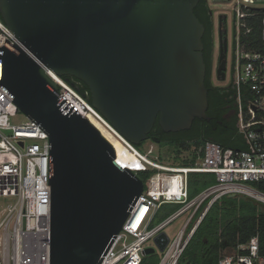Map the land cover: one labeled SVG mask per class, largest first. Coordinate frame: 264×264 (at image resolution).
<instances>
[{"label":"water","instance_id":"water-1","mask_svg":"<svg viewBox=\"0 0 264 264\" xmlns=\"http://www.w3.org/2000/svg\"><path fill=\"white\" fill-rule=\"evenodd\" d=\"M198 2L0 0L14 34L5 44L15 51L0 47V87L49 141V264H99L143 178L124 161L122 143L96 118L81 116L46 70L83 82L90 105L133 145L148 139L156 120L164 132L189 129L194 118L209 119ZM226 50L225 42L221 80ZM153 242L162 252L169 237L160 231Z\"/></svg>","mask_w":264,"mask_h":264},{"label":"built area","instance_id":"built-area-1","mask_svg":"<svg viewBox=\"0 0 264 264\" xmlns=\"http://www.w3.org/2000/svg\"><path fill=\"white\" fill-rule=\"evenodd\" d=\"M256 0H235L233 10V79L238 111V131L246 147L242 151L223 147L206 140L200 162L193 166L163 165L148 158L154 149L149 145L142 153L128 142L79 91L63 76L47 69L49 77L60 86L59 93L81 116L96 118L139 160L146 172L143 189L131 207L121 230L115 235L99 264H140L145 245L179 214L191 209L178 233L169 239L158 264H177L200 221L220 197L233 193L250 195L264 203V191L249 183L259 182L264 189V6ZM258 47L248 41L258 12ZM13 32L0 17V47L14 51L7 44ZM15 52V51H14ZM246 96V99L243 98ZM20 112L12 98L0 87V195H12L15 202L0 215V264H49L50 254V185L49 141L32 119L14 124L11 118ZM22 142V145H20ZM210 172L215 183L192 199L188 196L189 173ZM251 190L259 196L249 193ZM184 204L157 226L150 223L161 205ZM205 206L198 213L199 208ZM264 211V210H263ZM196 216V218H195ZM195 218V219H194ZM194 219V220H193ZM130 242H126L128 238ZM232 254H223L218 264H264V227L247 242L232 247Z\"/></svg>","mask_w":264,"mask_h":264},{"label":"trees","instance_id":"trees-1","mask_svg":"<svg viewBox=\"0 0 264 264\" xmlns=\"http://www.w3.org/2000/svg\"><path fill=\"white\" fill-rule=\"evenodd\" d=\"M202 1H199L197 6L194 8V14L204 24L205 33L202 36L203 57L206 64V74H205V86L208 89V106L206 109V114L209 119L194 118L190 128L187 130H181V132H169L166 133L160 127L158 120H156L151 132L149 133L148 140L151 143H156L159 145L169 144L174 147L175 153L179 154L182 151H188L189 148H193V154L195 157L201 156L203 154V145L206 140L214 141L223 147L229 148H245L246 143L242 134L238 131V111L236 109V115L234 117V127L229 130L228 138L226 142L213 138L211 135V127L213 125H218L220 121L221 124L225 123V113L230 111L232 104L236 103L235 100V90L232 88L230 92H226L222 88L211 87V64H210V38H211V24L207 21V7H200ZM262 13L259 11L257 15L252 18L250 24L253 26L251 33L249 34L248 41H252L253 47H258L259 38V21ZM207 21V22H206ZM209 49V54L207 58V50ZM67 79L69 83L72 80L78 81L79 92L85 93V98L91 103V98L87 86L77 80L72 76H63ZM246 99V96H243ZM204 128V139L196 140L194 142H188L184 140L181 136L183 134L193 133L195 130ZM139 145V144H137ZM136 147V145H134ZM137 148V147H136ZM181 165L193 166L195 165L194 159H183ZM141 175L142 178H146L148 174ZM215 175L210 172H192L189 173L188 181V196L192 199L197 194H199L204 188L215 183ZM258 190H263L262 184L259 182H253ZM228 197L227 195L217 199L208 209L196 230L194 231L192 237L190 238L188 244L180 255L177 264H218L220 258V251L226 247H233L239 242H247L249 238L263 230L264 227V215L259 210V207L252 201H243L237 206V204L232 201L231 204L220 203L222 198ZM229 198H234L229 196ZM168 205L173 209L175 203H166L160 206ZM205 206V203L199 208L198 213ZM158 209V210H159ZM179 209V208H178ZM178 209L173 211L175 213ZM171 213V214H172ZM195 216V218H196ZM167 217L161 220L159 223L164 221ZM194 218V219H195ZM193 219V220H194ZM161 259V255L157 253H150L148 255H143L140 264H158Z\"/></svg>","mask_w":264,"mask_h":264},{"label":"rangeland","instance_id":"rangeland-1","mask_svg":"<svg viewBox=\"0 0 264 264\" xmlns=\"http://www.w3.org/2000/svg\"><path fill=\"white\" fill-rule=\"evenodd\" d=\"M207 1H208L209 6L212 8V10L214 11L215 14L217 13V11H219V12L223 11L226 14L227 20H228V27L230 28L229 40H228L229 41L228 42L229 47H228V53H227L226 79H225V81H219L217 79V77L215 76L214 69H213V72L211 75L212 83L214 85H221L222 86L225 84H229L233 79V62H234L233 53L234 52H233L232 30H233V17H234L233 6L235 3V0H207ZM263 6H264V0H256L255 7H263ZM234 113H235V110L231 109L228 114L232 115ZM28 119L29 118L26 115H24L22 112H18L15 117L11 118V122L14 124H19V123L27 121ZM237 126H238V122H237ZM150 144H152L154 149L151 153L148 154V158L157 162V163L163 164V165H169V166L181 165L183 162V159H185V158L194 159L195 163L200 162V160L202 159L201 156H197V157L194 156L193 148H189L188 151H182L179 154H177V153H175L174 147L170 146L169 144L159 145L156 143H151V141H147V140L142 141L139 145H136V147L142 153H147ZM142 174H144V173H141L140 175H142ZM145 174L147 175V173H145ZM249 185L254 189H258V187L254 183H249ZM227 196L228 197H226V198H222L220 200V203L231 204L232 201H234L237 204V206L239 207L241 202L243 203V201H245V200L249 201L246 199V195L241 194V193H237V196L232 198V199L229 198V196H230L229 194ZM14 202H15L14 196H12V195H8V196L0 195V215H1V212L3 211L4 208L8 207L9 205L13 204ZM182 206H184V204H177V205H175V207L173 209H171V207L168 205L162 206V208L157 211L156 215L152 219L149 226L150 227L157 226L158 224H160L159 222L161 220H163L165 217L168 218L169 216H171L173 214L172 213L173 211H175L178 208L180 209ZM190 213H191V209L179 214L178 216H176L174 219H172L170 222H168L164 226L162 231H164L167 234L169 239H172L178 233V231L183 227V225L186 222V219L188 218ZM131 240H132V238L129 237L126 240V242H130ZM145 245L156 247L153 240H150ZM155 253H157L159 255L162 254L161 252L158 251L157 247H156ZM232 253H233L232 247H226L220 251V256L223 254H232Z\"/></svg>","mask_w":264,"mask_h":264},{"label":"flooded vegetation","instance_id":"flooded-vegetation-1","mask_svg":"<svg viewBox=\"0 0 264 264\" xmlns=\"http://www.w3.org/2000/svg\"><path fill=\"white\" fill-rule=\"evenodd\" d=\"M199 1H202V0H199ZM199 5L202 8L207 7V16H208L207 21L210 22V24H211V35H210L211 36V38H210V42H211V46H210L211 75H212V72L214 69V73L216 76V70H217V67L219 64L220 49L224 45L225 42H226V49H227L226 50V59H227L230 28L228 27L227 16L223 11H220V12L217 11V13L215 14L214 11L212 10V8L209 6L207 0H203V2H201V4H199ZM233 30H234V28H233ZM233 30H232V35H233ZM204 33H205V30H204ZM208 54H209V49L207 50V58H208ZM226 67H227V61H226ZM225 79H226V69H225ZM225 79L224 80L218 79V80L219 81H225ZM210 80H211V77H210ZM72 82L78 84V81H76V80H72ZM211 84H212L211 87L222 88L226 92H230V90L232 89L231 82L229 84H225L222 86L221 85H214L212 83V81H211ZM234 105L236 106V103L232 104L231 109H234L235 113L232 115L228 114L229 111L225 113L224 125H222L221 124L222 122L220 121V123L218 125L216 124V125H213L211 127L210 130H211V135L213 136V138L221 140L223 142L227 141L229 130L232 131V129L234 127V117L236 115V109H235ZM237 116H238V114H237ZM178 132H181V131H178ZM166 133H169V132H166ZM181 137L188 142H194L197 139L202 140V139H204V128L201 127L200 129L195 130V132H193V133L183 134ZM147 141H149V140L147 139Z\"/></svg>","mask_w":264,"mask_h":264},{"label":"bare ground","instance_id":"bare-ground-1","mask_svg":"<svg viewBox=\"0 0 264 264\" xmlns=\"http://www.w3.org/2000/svg\"><path fill=\"white\" fill-rule=\"evenodd\" d=\"M119 140V139H118ZM120 141V140H119ZM121 142V141H120ZM121 149L124 161L129 163V167L132 170L140 169L143 166V163L139 160V158L132 152L123 142H121ZM251 195L259 196L256 192L247 190Z\"/></svg>","mask_w":264,"mask_h":264},{"label":"crops","instance_id":"crops-1","mask_svg":"<svg viewBox=\"0 0 264 264\" xmlns=\"http://www.w3.org/2000/svg\"><path fill=\"white\" fill-rule=\"evenodd\" d=\"M259 207V206H258ZM259 210L261 211V213H263L264 211H263V209H261L260 207H259Z\"/></svg>","mask_w":264,"mask_h":264}]
</instances>
